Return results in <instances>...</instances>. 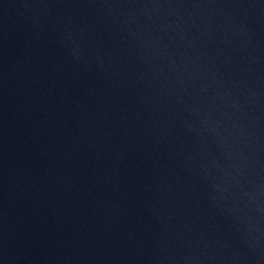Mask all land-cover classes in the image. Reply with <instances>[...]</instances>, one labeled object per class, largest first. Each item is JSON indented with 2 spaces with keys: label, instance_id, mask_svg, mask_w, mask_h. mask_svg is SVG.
<instances>
[{
  "label": "water",
  "instance_id": "1",
  "mask_svg": "<svg viewBox=\"0 0 264 264\" xmlns=\"http://www.w3.org/2000/svg\"><path fill=\"white\" fill-rule=\"evenodd\" d=\"M0 264H264V0H0Z\"/></svg>",
  "mask_w": 264,
  "mask_h": 264
}]
</instances>
